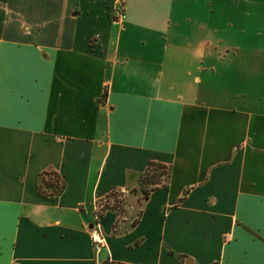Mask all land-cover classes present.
Returning a JSON list of instances; mask_svg holds the SVG:
<instances>
[{"label": "crops", "instance_id": "0c3cea01", "mask_svg": "<svg viewBox=\"0 0 264 264\" xmlns=\"http://www.w3.org/2000/svg\"><path fill=\"white\" fill-rule=\"evenodd\" d=\"M184 1L0 0V264H264V0L219 13L230 56ZM150 160L166 182L133 224L106 208L94 251L95 200Z\"/></svg>", "mask_w": 264, "mask_h": 264}, {"label": "rangeland", "instance_id": "374dc122", "mask_svg": "<svg viewBox=\"0 0 264 264\" xmlns=\"http://www.w3.org/2000/svg\"><path fill=\"white\" fill-rule=\"evenodd\" d=\"M244 4V2H240V1H236V0H211V4L210 7L212 9L211 15L213 16V19L215 22L219 23V27L217 28H213L210 32H206L205 31V36L210 37V39L212 40L211 43H214L216 45L217 48H212V55L214 52L219 51L221 54H223V56H230L233 55L234 51L238 52V49H234V47H231L230 49H225V48H218L222 42L218 41L221 39H225L228 37H231L232 40H235L236 37L235 36H240L242 35V33H240L239 31V27L236 26L235 24H232L230 26H226V25H221L220 20L222 22V19L219 17V13L220 12H224L225 9H227L228 11L230 10H235V7L241 8L244 7L242 6ZM178 7L180 9H187L189 11L194 12V17L192 22L189 25H193V28L196 27L197 23H198V13L199 12H204L205 10H207L209 8L208 6V1L207 0H185L183 3L179 2L178 3ZM222 12V14H223ZM214 25L212 24V27ZM198 28L196 27L194 30L196 31ZM196 34H203L202 32L197 33ZM245 36L250 37V33H245ZM198 37L196 36V39ZM239 56H243V55H252V50L251 49H243L240 50L238 53ZM256 56L258 55H263V51L260 50L259 54H254ZM227 75L231 74L229 72V70L226 73ZM228 79L232 80L233 82V75L231 77H228ZM229 80V81H230ZM218 83V81L213 82V84ZM226 83L221 82L218 87H222L223 84ZM211 84V85H213ZM227 85V83H226ZM228 86V85H227ZM141 183L136 184L134 187H132L131 189H126V190H115L113 193H111L109 195V197H99L98 199L95 200L94 203V211L98 210L99 207L101 206V203L105 202V200L108 203H115L117 204V212H118V219L119 217L125 212L126 210V205L131 204L132 207L134 208V214H132L131 218L135 217V212L137 209V205L134 201L135 197H140L142 196V193L140 192V187H141ZM131 195L134 197H131ZM99 232H100V228L98 227Z\"/></svg>", "mask_w": 264, "mask_h": 264}, {"label": "trees", "instance_id": "16d2710c", "mask_svg": "<svg viewBox=\"0 0 264 264\" xmlns=\"http://www.w3.org/2000/svg\"><path fill=\"white\" fill-rule=\"evenodd\" d=\"M167 176H168L167 165L153 160L148 161L144 170L138 176V183L143 184L140 187L141 190L140 192L142 193V195H145L149 191L157 188L160 185H163L166 182ZM62 185L63 183L61 181L60 176L52 170H43L40 171V173L38 174L37 189L41 194L50 195V196L53 194H57L61 191ZM187 189L188 188H184L182 190V193L176 199V202H179L184 198ZM115 190L118 189H112L108 191L107 193L104 194V197H109V195L113 193ZM106 208H111L116 212V214H118L117 204L108 203L105 200V202L101 203L99 209L93 212V214L95 215V219H93L92 224H95L97 222L96 218H98ZM135 220H136L135 218L132 219L130 221V224H133ZM99 264H121V263L117 261L108 260L107 256H105L101 258Z\"/></svg>", "mask_w": 264, "mask_h": 264}, {"label": "built area", "instance_id": "2783aa9c", "mask_svg": "<svg viewBox=\"0 0 264 264\" xmlns=\"http://www.w3.org/2000/svg\"><path fill=\"white\" fill-rule=\"evenodd\" d=\"M116 17L117 19L122 20L124 18V13L122 11H118ZM89 231L94 251L98 252L101 248L102 236L98 228L96 227V223L92 224L91 227H89Z\"/></svg>", "mask_w": 264, "mask_h": 264}, {"label": "water", "instance_id": "95a60500", "mask_svg": "<svg viewBox=\"0 0 264 264\" xmlns=\"http://www.w3.org/2000/svg\"><path fill=\"white\" fill-rule=\"evenodd\" d=\"M92 225V224H91ZM91 225L89 227H91Z\"/></svg>", "mask_w": 264, "mask_h": 264}]
</instances>
